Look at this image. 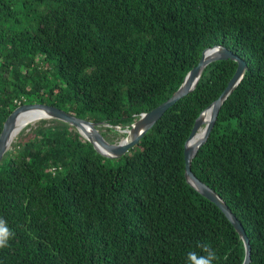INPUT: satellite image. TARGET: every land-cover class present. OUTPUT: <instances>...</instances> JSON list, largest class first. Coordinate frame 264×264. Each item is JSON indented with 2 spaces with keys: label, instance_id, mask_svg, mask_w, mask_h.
Masks as SVG:
<instances>
[{
  "label": "trees",
  "instance_id": "16d2710c",
  "mask_svg": "<svg viewBox=\"0 0 264 264\" xmlns=\"http://www.w3.org/2000/svg\"><path fill=\"white\" fill-rule=\"evenodd\" d=\"M215 44L247 70L191 170L242 224L249 264H264V0H0V131L17 106L43 103L104 121L118 141L115 127L171 96ZM236 67L208 64L119 158L57 119L23 128L0 163V217L15 232L0 264H186L198 241L215 264H241L242 240L186 182L183 157Z\"/></svg>",
  "mask_w": 264,
  "mask_h": 264
},
{
  "label": "water",
  "instance_id": "95a60500",
  "mask_svg": "<svg viewBox=\"0 0 264 264\" xmlns=\"http://www.w3.org/2000/svg\"><path fill=\"white\" fill-rule=\"evenodd\" d=\"M231 59L237 63L236 70L219 96L208 104L195 119L194 125L183 146L184 177L186 182L199 194L213 202L231 222L244 246V257L241 264L251 261V248L245 230L228 207L224 199L210 186L201 181L191 170V163L199 148L206 142L224 101L242 80L247 70L244 59L222 44H215L203 49L195 66L185 74L178 88L166 100L139 117L125 128L115 127L125 135L118 141H108L101 133V126H108L104 121H90L77 117L61 108L43 103H27L17 106L6 118L0 131V163L19 132L42 119H57L73 128L88 140L93 148L107 158H119L135 146L144 134L158 121L164 112L182 97L192 92L198 84L203 70L211 62ZM32 117L25 120V115ZM28 130V129H26Z\"/></svg>",
  "mask_w": 264,
  "mask_h": 264
},
{
  "label": "clouds",
  "instance_id": "9594fccd",
  "mask_svg": "<svg viewBox=\"0 0 264 264\" xmlns=\"http://www.w3.org/2000/svg\"><path fill=\"white\" fill-rule=\"evenodd\" d=\"M15 232L7 225V221L0 217V249L7 248L14 238ZM196 249L191 250L186 255V264H215L219 259L217 252L209 243L197 242Z\"/></svg>",
  "mask_w": 264,
  "mask_h": 264
},
{
  "label": "bare ground",
  "instance_id": "6f19581e",
  "mask_svg": "<svg viewBox=\"0 0 264 264\" xmlns=\"http://www.w3.org/2000/svg\"><path fill=\"white\" fill-rule=\"evenodd\" d=\"M32 116L30 114H26L25 115V120L28 119V118H31Z\"/></svg>",
  "mask_w": 264,
  "mask_h": 264
},
{
  "label": "rangeland",
  "instance_id": "374dc122",
  "mask_svg": "<svg viewBox=\"0 0 264 264\" xmlns=\"http://www.w3.org/2000/svg\"><path fill=\"white\" fill-rule=\"evenodd\" d=\"M22 22H24V18H22ZM35 124V123H34ZM34 124H32V125H34ZM29 130V129H28ZM28 130H26V131H28ZM102 131H104V129L102 130ZM123 133V132H122Z\"/></svg>",
  "mask_w": 264,
  "mask_h": 264
}]
</instances>
